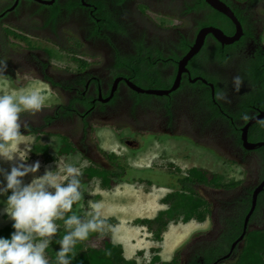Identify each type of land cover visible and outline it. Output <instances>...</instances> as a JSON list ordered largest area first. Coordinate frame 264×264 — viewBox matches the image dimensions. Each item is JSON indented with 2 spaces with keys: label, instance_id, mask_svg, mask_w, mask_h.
<instances>
[{
  "label": "flooded vegetation",
  "instance_id": "obj_1",
  "mask_svg": "<svg viewBox=\"0 0 264 264\" xmlns=\"http://www.w3.org/2000/svg\"><path fill=\"white\" fill-rule=\"evenodd\" d=\"M42 1L51 0H0V60L7 64L6 69L0 71L7 73L10 82L14 75L21 80L19 86H11L9 89L18 90L29 85L44 86L41 91L47 96L41 111L35 114H21L20 132L23 137H32L34 142L59 137L61 142L66 140L69 145L73 143V147L82 157L81 160L88 158L96 165L111 169L115 174L123 172V167L127 165L126 176L133 175L136 171L141 177L150 180L142 182L144 187L157 186L165 189L166 194L158 200L159 204L165 205V209H160L154 219L163 212L161 210L167 211L175 205L174 202L166 201H173L172 197L177 195V188L180 189L178 184L183 176L189 175L190 170L194 168L207 169L193 165L184 172L181 164L182 151L178 144L181 139L188 140L191 149L203 145L215 152L212 147L220 146L225 155L216 154V161L224 167V171L226 167L230 169L228 164L235 165L238 178L224 181L218 174L220 183L217 185L193 184L198 205L195 219L197 230L184 247V252L177 250L174 256H181L178 264H191L194 255L217 251L212 264H233L236 252L245 253L247 246L254 243L264 231V187L253 204L254 193L264 180V152L260 148L248 149L242 142L243 128L249 120L257 117L260 111H264V108L253 105L247 120L231 117L228 121L215 115V109L198 103L202 91L208 88L212 92V87L206 85V88L195 91L196 94L190 93L195 86L187 87L188 94L183 96L179 103L185 104L188 109L179 113L175 122L176 119L172 121L167 115L170 114L171 101L178 99L179 92L168 95L175 93L173 98H163L164 101L157 102H165L160 106L165 117L159 120L151 117V107L154 106L150 105L151 101L147 99L148 96L155 95L135 91L129 82L138 86L143 83L146 87H140L147 89L157 88L153 84L162 85L170 80L172 85L167 88L159 87L163 90L170 89L178 74L173 77L177 63L189 52L200 30L222 29L228 36L233 37L238 26L234 28L231 23H223L221 18L215 16L205 19L210 11L203 10L201 5L194 6L197 0H54L52 3ZM221 1L226 3L236 16L240 12L243 18H247L249 24H246H251L253 32V36L248 38L252 40V55L257 51V57L260 56V50L264 51V0H254L255 3L252 0ZM54 13L56 18L53 27L51 15ZM218 13L224 15L219 11ZM108 15L111 19L104 25L102 20ZM36 18H43L42 24L45 25L47 35L41 38L38 34L37 37L45 43L38 42L32 35L28 36V25ZM203 19L205 23L200 27L198 21ZM240 25L242 36L233 44L223 45L213 33L209 34L197 55L198 59L205 61L206 56L211 55L217 47L225 50L238 45L250 33L247 25L242 22ZM17 33L21 35L18 36ZM135 43L153 46L154 52L149 57L156 61L160 81L152 80L153 68L145 72V65L140 77L135 76L134 69H114L117 52L130 54L134 52ZM66 54L72 55L69 64L73 69L62 61ZM246 55L247 53H240L232 60L228 69L216 65L214 68H207V73L212 72L219 77L221 87L226 86L227 100L220 101L218 106L226 116L239 109L238 97L248 95L253 88L244 78L243 68L249 58ZM12 63L18 72L10 70ZM189 70V73L182 75L180 88L185 77L189 82L194 78L191 67ZM25 72L34 80H23L22 74ZM235 75H239L243 81L239 91H233L230 86ZM208 84L214 83L208 80ZM214 88L216 92L215 84ZM253 125L249 128V141L255 139L251 136ZM102 131L117 140V149L111 151L117 157L111 162L109 153H99L98 145L91 141L93 132L100 134ZM162 135L167 136L171 142L170 146L161 150L163 159L160 161L165 164L166 171H157L152 164L148 165L152 170L147 167L133 169L132 157L136 160L141 158L148 163L155 159V145L165 143L166 137ZM149 141L154 143V147L151 148ZM45 145L47 143L43 144ZM91 156H99L104 160L95 161ZM120 164L123 167H120ZM148 171L159 172L162 178L159 179ZM161 179L165 182H161ZM169 194L173 196L166 200ZM146 199L150 201V198ZM147 201L144 205L148 204ZM134 217L136 221H141L130 213L129 218ZM145 227L149 230L146 225ZM259 247L260 245L255 244L256 249Z\"/></svg>",
  "mask_w": 264,
  "mask_h": 264
},
{
  "label": "clouds",
  "instance_id": "obj_2",
  "mask_svg": "<svg viewBox=\"0 0 264 264\" xmlns=\"http://www.w3.org/2000/svg\"><path fill=\"white\" fill-rule=\"evenodd\" d=\"M227 17L232 22L231 24L234 26V28H236L237 24L229 16ZM42 19L36 18L28 25V29L30 32L28 33V36L32 35L38 42H43V40L38 39V34H40L41 38H44L47 35L46 30H44L45 25L42 24ZM238 21L241 22L239 19ZM200 31L197 35L195 43L190 48L189 52L197 44ZM220 31L223 32V34L227 35L222 29ZM17 34L18 36L21 35L20 33ZM209 34L211 33H208L205 38ZM212 35L219 42H221V44H226L216 35ZM252 36L253 34L251 36L247 34L246 38H244L238 45L233 48V50L236 51V55L230 58L224 64L220 65L213 62L208 64L206 61H202L203 67L205 68V73H197L193 71L192 76L194 78L190 79L189 82L187 80V77H185L183 80L184 84L180 88V86L182 85V75L190 72V61L202 50L205 41L204 38L198 52L188 60L186 65L187 71H183L181 74H179L181 62L189 52L186 53L177 63V69L174 72L173 77H175L177 73L178 74L175 78L174 84L178 77H181V80L179 87L173 92L176 91L175 93H178L182 89H187V87L196 86V88H198L201 85L199 84V82H202L203 84H205V86L212 85V92L210 89L209 92L212 94V98L216 102V105L220 106V101L227 100L226 86L220 87L216 85L214 81H211L217 87V91L215 92L214 84H208V79L202 74H213L212 72L207 73V68L209 66L210 68H214L216 65L228 69L232 60L238 57L240 53H247L246 56L249 58L253 55H256L257 57V51L252 55L254 51L251 48L252 40H248V38H251ZM258 41L261 40L258 39ZM262 41L264 43V33L262 35ZM43 43H45V41ZM260 52L264 55V51L260 50ZM229 53L230 50L228 49H225L223 51L224 55H227ZM6 67V62L0 60V70L6 69ZM2 74V71H0V75ZM200 77L207 80V83L199 80ZM22 78L25 81L34 80V78L31 77L28 72L23 73ZM194 79H197L195 81L196 83L192 82ZM166 83L168 85H172V81L170 80H168ZM242 83L243 81L241 77L239 75H235L231 79L230 86L233 91H239ZM14 86L17 87L19 85ZM33 86L29 85L18 90L9 89V91L0 92V160L11 162L7 170L0 168V197H4L3 200H0V205H2V207H0V215H6L7 219L12 222L11 227L13 229V231L7 238L0 237V264H50L49 259L45 254V250L49 248V245L52 243L59 245V247L55 250V264H71L72 256L70 254L72 253L73 247L78 241L86 240L90 233H101L106 228L111 231H115V228L107 224L106 210L102 201H89L88 208L83 213V215H78L75 211H72L73 205L75 204L77 205V207H80V202L84 199L81 181L79 179L81 175L80 169L83 166L82 164L78 166L74 163L66 162L63 163L62 166L56 165L55 170H49L48 166H45L43 174L37 176L35 175V173H37L40 168V162L34 161L31 164L26 163V161L28 160V154L31 152V147L28 144H23L24 147L22 149L18 147V145L21 144L20 138L23 136L20 132L22 126L20 116L22 113H38L45 106L47 101V96L43 93V91H41L40 87H35V85ZM202 87L204 86L201 85V88ZM147 89L163 90V88L159 87H150ZM194 89L191 90L190 93L195 92ZM206 89L208 90V88ZM174 94H172L171 96L163 95L168 97H160L157 95L155 96L160 98H173ZM216 99L218 101H216ZM170 104V114L176 119L177 113L174 111L175 102L171 101ZM248 115H243L242 119L247 120L249 118ZM260 120H258V122ZM162 137L167 136L162 135ZM255 139L256 141L254 142L252 141V139L250 141L248 139L249 144L253 145L264 142V140H258L257 138ZM9 144H16L17 148L15 150H5L7 149V146ZM97 147L99 153H113L111 151H104L99 146ZM206 148L210 149L209 147ZM28 175H31L32 178L29 182L25 183L24 177ZM135 200L136 199H134V201ZM144 203L145 202H143V205ZM149 203L150 202H148V204ZM195 219L196 217L192 220ZM192 220L187 222L181 220V222H179V225L184 224L185 226H187ZM56 221L62 222V226L65 231L59 239L53 240V237L57 233V229L59 227ZM136 222L137 221L134 220V223L132 222V224L134 226L143 228V224ZM185 226H179V230H183ZM196 230L197 228L195 229V231ZM178 248L176 249V251L179 250ZM174 254L172 255V259L174 257ZM129 259L137 260V258ZM172 259L170 260V262L172 261ZM162 261L167 262L163 259Z\"/></svg>",
  "mask_w": 264,
  "mask_h": 264
},
{
  "label": "trees",
  "instance_id": "obj_3",
  "mask_svg": "<svg viewBox=\"0 0 264 264\" xmlns=\"http://www.w3.org/2000/svg\"><path fill=\"white\" fill-rule=\"evenodd\" d=\"M255 3L254 0H252ZM201 5L202 9L210 13H207L205 19L219 17L224 22L223 23H232L230 19L226 15H220L218 11L213 9L205 0H197V4L194 6ZM193 9V8H192ZM240 12L237 13L238 19L247 25V18H243ZM58 14V12H57ZM109 14V13H108ZM222 14V13H221ZM111 16V14H109ZM106 16L102 21L104 25H107L108 21L111 19L110 16ZM56 13L51 15V22H55ZM205 19L199 20L198 25L201 27L205 23ZM249 24V23H248ZM248 26V25H247ZM251 26V24H250ZM249 27L250 33L248 35H252V26ZM134 52L130 54H124L117 52L114 62V69H125V67L134 69V74L136 77H140L144 71L143 66L145 65V72L148 71L151 67L152 71V80L160 81L161 76L160 72L156 68V61L151 59L149 56L152 55L153 46H145L142 43H135ZM234 47L228 48L230 53L227 55L223 54V50L220 47H217L211 55L206 56L205 61L209 64L211 62L217 64H224L230 58L236 55V51L233 50ZM250 57L247 60L245 67L243 68L245 81H249L252 85V89L248 95L238 97V105L239 109L236 112H231L228 116L224 115L216 105V102L212 98V94L209 92V89L206 91H202L203 94L199 100V104L203 105L209 109H215V115L222 116V118H226L230 121L231 117L234 119L242 118V114H249L250 109H252L253 105H258L264 108V55L261 54L258 57ZM202 58L198 59V56H195L191 61V69L197 73H205V68L201 64ZM146 63L148 65H146ZM208 80L214 81L216 85L221 87L220 79L217 75L213 74H202ZM202 86L205 87V84L199 82ZM227 84V82H226ZM251 136L253 138H257L261 140L264 138V119L255 123L253 125ZM71 145H66L65 147L58 148L57 157H61L64 159H82V157L77 154V150L73 147V143ZM50 146H39L36 145L34 147V152H41L44 154L45 159L47 161L54 160L55 156L52 155L50 151ZM260 149L264 150V147ZM264 152V151H263ZM59 154V155H58ZM110 162L117 157L114 153H109ZM264 155V154H263ZM88 159V158H87ZM120 167H123L120 164ZM127 165L123 167V172L114 173L111 169H107L103 166L96 165L94 162L91 168L86 167L84 171L81 173L79 179L81 181L82 192L84 199L80 202L81 206L77 207V205H73L72 211H75L78 215H83V213L87 210L86 205L88 204L87 194L92 193L90 187L95 182H98L99 187L104 190L106 194H113L115 190L119 188H126L128 186H132V184L139 183L141 184L143 181L148 180L146 177H141L138 172H133V175H125ZM135 169L134 166H132ZM205 184V185H217L220 183L219 176L217 173L210 171L204 168H194L190 170L189 175L183 176L178 184L180 190L177 192L176 196L173 194H169L166 197V200H169L172 196L173 201L166 202H174V206H172L169 210L163 211L159 214V216L154 220H141L136 223H141L146 225L150 232L153 234L155 240L162 242V234L166 231L167 226L171 221H175L182 217L184 222L190 221L196 217L198 213V205L195 201L196 191L193 184ZM235 184V182L233 183ZM103 195V194H102ZM96 196L95 198H97ZM101 198V197H100ZM127 198L130 203L134 202V196H129L127 194ZM120 202L127 203L126 199L120 200ZM203 210H201L202 212ZM67 215V214H66ZM7 222L3 225H0V237L7 238L10 233L13 231L11 227V221L6 218ZM122 222H129L126 219L119 220L117 218H111L107 220V224L111 225L115 228V231H111L109 229H105L101 233H90L88 238L84 241H78L73 247L71 264H137V260L129 259L124 252L122 243H121V230L118 225L122 224ZM59 225L57 229V233L54 235L53 240L59 239L64 234V228L62 226L61 221H56ZM130 223V222H129ZM113 239H116V242H113ZM118 244V245H116ZM255 244L260 245L258 249L255 248ZM59 247V245L52 243L49 245V248L45 250V254L49 259L50 264H55V250ZM217 251H212L211 253L204 254H196L193 256V260L191 264H212L216 257ZM181 256H174L171 262H164L162 259L155 255L154 258L151 259L152 264H178ZM233 264H264V231L261 233V236L254 240V243L248 245L245 253L236 252V260L232 261Z\"/></svg>",
  "mask_w": 264,
  "mask_h": 264
},
{
  "label": "rangeland",
  "instance_id": "obj_4",
  "mask_svg": "<svg viewBox=\"0 0 264 264\" xmlns=\"http://www.w3.org/2000/svg\"><path fill=\"white\" fill-rule=\"evenodd\" d=\"M186 26L187 25L185 24L184 27ZM71 56L72 55L70 54L64 55L62 61L66 66H69L71 69H73L69 64L72 61ZM10 70H15V72L16 71L18 72L14 63H12V67L10 68ZM20 84H21V80L17 78V75H14V78L11 82H10V78L7 75V73H3L2 75H0V92L9 91V88L11 86L20 85ZM139 85L145 86V84L143 83H139ZM153 85L157 87H167L168 86L167 83L162 84V85H159V84H153ZM35 87H40V89H42L44 86L35 85ZM199 88H201V85L198 88L194 89V91H197ZM186 91L187 89L180 90L178 94V99L175 101L174 111L177 113L176 120H174L175 118L171 116L170 114L167 115L168 118L172 121L174 120V122L177 121L179 118L178 113H183L185 112V110L188 109V106H185V104L179 103L182 100V97L186 95ZM147 99L151 101L150 105L154 106V108L151 107V111H150L151 117L152 118L156 117L157 119L162 120L165 117V114L163 113L162 110H160V108H162L160 106H162L165 102L160 103V104L157 102L164 101V99L160 97H156V96H148ZM51 139H53V141ZM51 139H44V140L39 139L37 142H34L32 137L26 138L22 136L20 138L21 144L18 145L19 148L22 149L24 147L23 144H28L31 147V152L28 154V160L26 161V163L31 164L34 161L40 162V168L37 171V173H35V175L37 176L42 175L45 170V166H48L49 170H55L56 165L62 166V164L66 162H71L78 166L82 164L83 166L80 169L81 173L84 171V168L86 167L91 168L93 161H90L89 159L79 160V158H77V159L70 160V159H64L61 157H57L58 148L65 147L68 144V142L66 140L61 142L59 137H51ZM146 139L149 140V138H146ZM261 140H264V138ZM91 141L93 144H97L104 151H113L117 149V140L113 136L107 135L104 131H102L100 134L94 132L91 135ZM164 141H165L164 145L160 143H157L155 145L157 146V153L155 155V159L152 162L150 161L148 163V162L143 161L141 158L136 160L134 159V157H132L131 164L134 165L135 168L147 167L148 170L153 169L150 166H148L152 164V166H154L157 171L165 172L166 166L164 163L160 161L161 159H163V157H161V150L164 149V147L170 146L171 142L167 139V137L164 138ZM252 141L254 142L256 141V139H252ZM44 143H47V145L50 146L51 148L50 151L52 155L55 156L54 160L47 161L43 153L33 152L36 144L39 146H43ZM149 144L151 148L154 147V143H152V141H149ZM178 144H179V149L182 151L181 152L182 153L181 154L182 156L181 164L184 170L193 165H200V167L201 166L206 167L207 169L219 174V176L221 177V180L227 181L228 179L238 178V173H236L235 165L231 166V164H228L230 166V169L226 167L224 171V167L216 161V154L218 156L225 155V151L221 150L220 146H216V145L213 146L212 148L215 150V152H212L210 149L204 146H194V148L191 149L190 148L191 144L186 139H181V141ZM16 148H17L16 144H9L7 146V149L5 150H15ZM261 151H264V150L261 149ZM76 153L78 154V152ZM10 163L11 162L0 160V168L7 170L9 168ZM146 163L148 164L146 165ZM148 172H150L151 174L159 178H162L159 172H153V171H148ZM31 178H32L31 175L25 176L24 182L25 183L29 182ZM152 178L154 180H158V179H155L154 177ZM161 182H165V180L161 179ZM90 190L92 193L89 192V194H87L88 202L89 201H102L104 204V208L106 210V220L111 219V218H117V217L119 220L121 219H126L128 221L130 220L129 221L130 223L122 222V224H119L118 227L122 231L120 238L123 241L128 242L129 244L128 247L130 249L137 251V253H141V256L137 257V264H152L150 259L154 258V255L149 253V249L159 247L160 241L155 240L153 237V234L149 230H145L146 228L145 225H143V230H141L138 227H133L131 224L132 222L134 223V220L136 218L135 217L129 218V215L130 213H132L133 216H137V218H139L140 220L154 219L158 211L165 207V205L159 204V201H158L161 197H163L166 194L165 189H161L157 186L144 187L143 185L136 183L126 188H119L115 190L113 194H106L104 190H102L99 187L98 182H95L92 184V187H90ZM177 190H180V189L177 188ZM127 194L129 196L130 195L134 196V199L136 200L133 203H128L129 200L127 198ZM96 196L98 197L95 198ZM146 198H150L151 201H149L150 202L149 204L143 205V202L147 201ZM3 199L4 197H0V200H3ZM123 199H126L127 203L120 202V200H123ZM0 207H2V205H0ZM86 208H88V204L86 205ZM161 211H166V210H161ZM6 218H7L6 215H0V225L9 223L7 222ZM181 220H182V217H180V219L178 220L171 222L167 226L166 231H164L162 234V240L165 235L176 234L182 230V229L179 230V226H185V225L184 224L179 225V222H181ZM189 224L193 226L191 235L188 236V238L182 239L180 242L178 241L176 243V246L179 247L178 249L182 250L183 252H184V247L190 241L192 234L197 228V224L195 220H192ZM141 238L142 240H140ZM116 241H117L116 239H113V242H116ZM140 249H143L142 252H139ZM131 251L132 250H129V249L127 251V254L129 255V257H133V254L130 253ZM155 251H158V250H155ZM182 258H183V253H182ZM167 262H170V260H168Z\"/></svg>",
  "mask_w": 264,
  "mask_h": 264
},
{
  "label": "water",
  "instance_id": "obj_5",
  "mask_svg": "<svg viewBox=\"0 0 264 264\" xmlns=\"http://www.w3.org/2000/svg\"><path fill=\"white\" fill-rule=\"evenodd\" d=\"M37 1H40V0H37ZM205 1L212 8H214L215 10H217V11H219V12H221V13L227 15V16H229L238 26L237 33L233 37H230V36H227V35L223 34V32H221L220 30L215 29V28H206V29L201 30L200 34H199V37H198V40H197V44L195 45V47H193L191 49V51L188 53V55L181 62L179 74H181L183 71H187L186 65H187L188 60L191 59L198 52V50L200 49V46L202 44L203 39L205 38V36L208 33L215 34L219 39H221L226 44H233L234 42L238 41L240 39L241 35H242V28H241L240 22L238 21L236 15L232 12L231 8L226 3H224L221 0H205ZM42 2L43 3H52V2H54V0L42 1ZM197 79H194L192 82H195ZM180 80H181V77H178V79L176 80L174 86L171 89H167V90L143 89V88L137 86L135 83H131V82H129V85L135 91H138V92H142V93H146V94H150V95L163 96V95H169L171 92L176 90L179 87V85H180ZM199 80H202L204 83H207V80H205L204 78L200 77ZM263 118H264V111H260L259 115L257 117H255L253 120L249 121V123L242 130L243 131L242 139H243L244 145L247 146L250 149H253V148L255 149L257 147L264 146V142H260V143L253 144V145L249 144L248 138H247L249 127L254 122H256V121H258L260 119H263ZM247 144H249L250 146L247 145ZM91 158H92V160H95V161H103L104 160L103 158L101 159V157H99V156H91ZM101 164L106 166L103 163H101ZM263 187H264V181L262 182L260 187H258L257 190L254 193L253 204L256 203L257 196L261 192ZM251 211H253V209Z\"/></svg>",
  "mask_w": 264,
  "mask_h": 264
},
{
  "label": "crops",
  "instance_id": "obj_6",
  "mask_svg": "<svg viewBox=\"0 0 264 264\" xmlns=\"http://www.w3.org/2000/svg\"><path fill=\"white\" fill-rule=\"evenodd\" d=\"M131 225L133 227H138V226H134L133 224H131ZM138 228L143 230V228H141V227H138ZM192 228H193V226L189 224V225L185 226L183 228V230H181L179 233H176L174 235H165L164 240L162 242H160L159 247L149 249V253H151L153 255L158 254L165 261L171 260L172 255L175 253L176 249L178 248V246H176V243L178 241L180 242L182 239H185V237L187 238L188 236H190V234L192 233V230H193ZM140 240H142V238ZM121 243L124 247V252L128 258H137V257L141 256V253H137V251H134L133 249H130L128 247V245H129L128 242H125L121 239ZM128 249L132 250L130 253L133 254V257H129V255L127 254ZM142 250L143 249H140L139 252H142ZM155 250H158V251H155Z\"/></svg>",
  "mask_w": 264,
  "mask_h": 264
},
{
  "label": "bare ground",
  "instance_id": "obj_7",
  "mask_svg": "<svg viewBox=\"0 0 264 264\" xmlns=\"http://www.w3.org/2000/svg\"><path fill=\"white\" fill-rule=\"evenodd\" d=\"M129 203V202H128ZM142 209V208H141ZM143 212V211H142ZM186 238V237H185Z\"/></svg>",
  "mask_w": 264,
  "mask_h": 264
}]
</instances>
